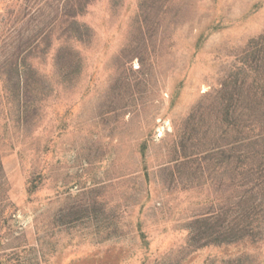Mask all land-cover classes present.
<instances>
[{
	"label": "rangeland",
	"instance_id": "374dc122",
	"mask_svg": "<svg viewBox=\"0 0 264 264\" xmlns=\"http://www.w3.org/2000/svg\"><path fill=\"white\" fill-rule=\"evenodd\" d=\"M262 197L264 0H0V264H264Z\"/></svg>",
	"mask_w": 264,
	"mask_h": 264
},
{
	"label": "trees",
	"instance_id": "16d2710c",
	"mask_svg": "<svg viewBox=\"0 0 264 264\" xmlns=\"http://www.w3.org/2000/svg\"><path fill=\"white\" fill-rule=\"evenodd\" d=\"M259 200H260V204H262V203L264 202V197L259 198ZM250 236L253 237V240H258V239H257L258 237H257L256 234H255V235H254V234H251Z\"/></svg>",
	"mask_w": 264,
	"mask_h": 264
}]
</instances>
